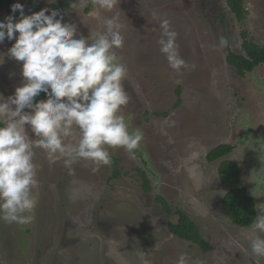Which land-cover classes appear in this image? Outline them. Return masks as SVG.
I'll return each instance as SVG.
<instances>
[{
    "label": "rangeland",
    "instance_id": "1",
    "mask_svg": "<svg viewBox=\"0 0 264 264\" xmlns=\"http://www.w3.org/2000/svg\"><path fill=\"white\" fill-rule=\"evenodd\" d=\"M65 1V23L75 24V38L90 37L89 43L103 33L105 18L119 17L125 44L115 51L127 65L123 83L131 98L122 115L130 131L143 134L139 153L153 173L145 170L151 191L140 187L137 169L143 163L123 148L108 149L119 158L117 179H111L110 165L94 172L95 165L82 159L70 165L63 160L50 163L36 149L40 189L35 218L23 225L0 220V264H176L182 253L206 264H256L250 250L242 251L248 248L250 226H234L222 209L227 188L218 176L220 160L208 163L205 157L219 144L233 147L224 159L239 166L258 215L264 208V66L240 77L227 64L226 54L227 47L243 54L244 33L264 45V0H244L247 14L241 22L229 12L226 0H120L112 11L99 9L94 0ZM33 2L38 11L49 9L46 14L55 4ZM15 3L24 5L28 15L26 0H12L11 6ZM9 15L18 21V11L0 9V21ZM162 19L170 21L180 55L194 70L178 74L169 67L158 44ZM14 43L6 39L0 44V94L5 99L23 84L21 62L7 54ZM178 86L180 104L175 106ZM192 141L210 181L200 192L185 173L177 175L169 167L187 154ZM191 195L209 215L198 214L189 203ZM157 196L173 212L188 214L208 243L206 251L168 232L167 221L176 222L177 216L166 214Z\"/></svg>",
    "mask_w": 264,
    "mask_h": 264
},
{
    "label": "clouds",
    "instance_id": "2",
    "mask_svg": "<svg viewBox=\"0 0 264 264\" xmlns=\"http://www.w3.org/2000/svg\"><path fill=\"white\" fill-rule=\"evenodd\" d=\"M119 3L94 0L99 9L106 11ZM11 11H18L19 19L9 15L0 21V44L6 39L15 40L7 54L21 62L23 84L6 99L0 94V220L23 225L34 220L39 201L36 149L42 150L50 163L89 161L95 165V172L111 165L109 148H123L134 155L143 134L130 131L122 115L131 98L123 83L128 76L127 65L115 51L125 44L118 16L105 18L103 33L89 43L90 37L75 38L77 26L62 22L59 9L46 14L49 9L44 8L25 15L24 5L15 3ZM159 26L162 34L158 44L169 67L178 74L189 67L194 70L196 66H189L180 55L177 33L170 21L162 19ZM42 92L46 99L36 100ZM162 133L167 135L164 129ZM173 142L169 138V143ZM200 160L201 152L192 141L187 145V154L174 167L169 165L175 174L187 175L195 192L210 182ZM189 203L198 214L209 215V209L195 195L190 196ZM246 239L248 248L242 251L250 250L259 264L264 258V208L251 222ZM176 264L206 262L182 253Z\"/></svg>",
    "mask_w": 264,
    "mask_h": 264
},
{
    "label": "trees",
    "instance_id": "3",
    "mask_svg": "<svg viewBox=\"0 0 264 264\" xmlns=\"http://www.w3.org/2000/svg\"><path fill=\"white\" fill-rule=\"evenodd\" d=\"M12 0H0V9H5L11 12ZM228 10L235 18L241 22L246 18L247 11L244 7V0H226ZM87 11V10H86ZM243 54H236L227 47L226 62L234 68L236 74L244 77L247 73H251L259 66H264V45H258L251 39L247 38V34H243L241 44ZM177 102L175 106L180 104L181 88L175 90ZM46 99V95L42 92L36 100ZM233 150L229 144H219L212 148L206 154V161L212 163L220 160L218 166V176L221 184L227 188L221 206L226 213L230 222L237 227L246 228L251 225V222L257 215L256 201L251 192L242 184V175L239 166L232 160L224 159ZM111 179L120 177L119 158L112 156ZM140 178L141 189L148 193L151 191L150 180L144 169H137ZM155 201L160 203L163 211L166 214H174L177 216V221H167V230L179 240L189 242L193 245L200 246L203 251L208 248V243L203 239L199 227L189 218L188 214L180 209L172 211L169 204L161 196H157Z\"/></svg>",
    "mask_w": 264,
    "mask_h": 264
},
{
    "label": "flooded vegetation",
    "instance_id": "4",
    "mask_svg": "<svg viewBox=\"0 0 264 264\" xmlns=\"http://www.w3.org/2000/svg\"><path fill=\"white\" fill-rule=\"evenodd\" d=\"M27 2V13L28 15L34 13V12H37V4L33 2V0H26ZM67 2L68 1H65V0H55V4H53L52 6V10L53 9H59L60 12H61V17H62V22H66V14L67 12H65V7L64 6H67ZM59 18V17H58ZM257 153V151H256ZM259 155V152L257 153ZM263 158V161H264V156H262Z\"/></svg>",
    "mask_w": 264,
    "mask_h": 264
},
{
    "label": "water",
    "instance_id": "5",
    "mask_svg": "<svg viewBox=\"0 0 264 264\" xmlns=\"http://www.w3.org/2000/svg\"><path fill=\"white\" fill-rule=\"evenodd\" d=\"M135 157L139 158V160L143 163V169L148 171L150 174H153L148 168H147V163L144 160L143 156L141 153H139V150H137L134 154Z\"/></svg>",
    "mask_w": 264,
    "mask_h": 264
}]
</instances>
